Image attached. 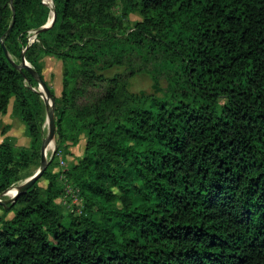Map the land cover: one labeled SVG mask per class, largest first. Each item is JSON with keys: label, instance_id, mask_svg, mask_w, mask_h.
<instances>
[{"label": "trees", "instance_id": "1", "mask_svg": "<svg viewBox=\"0 0 264 264\" xmlns=\"http://www.w3.org/2000/svg\"><path fill=\"white\" fill-rule=\"evenodd\" d=\"M46 1L0 0V114L31 137L0 142V195L41 164L47 55L56 152L85 147L0 205V264H264V0Z\"/></svg>", "mask_w": 264, "mask_h": 264}, {"label": "rangeland", "instance_id": "2", "mask_svg": "<svg viewBox=\"0 0 264 264\" xmlns=\"http://www.w3.org/2000/svg\"><path fill=\"white\" fill-rule=\"evenodd\" d=\"M133 20L138 18L137 15L133 14L131 17ZM110 69V68H109ZM118 69H114L111 71L112 73L115 72ZM43 72L44 77L47 81V83L54 88L57 95L61 93L62 89V62L58 60L57 58L53 57H45L43 59ZM166 84V82H163ZM41 85L38 86V88ZM130 87L133 91H153L154 90V80L149 74L146 73H139L135 77L131 79ZM41 90V93L45 94V91L43 88H39ZM49 126L48 124L45 126V137L48 135ZM44 137V138H45ZM4 139H9L16 145H26L29 144L31 141V137L28 135L26 130V124L23 120L22 116L20 115V112H16L15 108V98L13 97L9 106V109L6 113L0 114V142ZM54 142V143H53ZM51 148L47 151V160L51 161V158L56 153V159L54 161V169H65L71 165V163L75 162L76 159L83 154L84 147H85V139L82 138L80 142L76 145H70L69 151L63 150V153H57V142L56 137L55 139L50 143ZM55 145V146H54ZM48 163V165H49ZM41 165V164H40ZM40 165L33 164L30 168L31 172H35L40 168ZM43 183L46 182V180H42ZM22 183V180L18 183L14 184L13 189L11 192L3 196L2 198H8L9 196H12L15 193L16 186L20 185ZM10 187V188H11ZM71 187H67V189H70ZM76 206H80L81 202L77 198L73 201ZM1 205V204H0ZM4 206V205H3ZM4 207L0 206V214H3ZM13 212L9 213V217L13 216Z\"/></svg>", "mask_w": 264, "mask_h": 264}, {"label": "water", "instance_id": "3", "mask_svg": "<svg viewBox=\"0 0 264 264\" xmlns=\"http://www.w3.org/2000/svg\"><path fill=\"white\" fill-rule=\"evenodd\" d=\"M44 2H47L44 0ZM48 3V2H47ZM56 18V12L55 10L52 11V16L49 18L47 23L43 26V28L50 27ZM12 26L10 27L11 31ZM6 49V47H5ZM21 67L27 68L29 71H31L34 75H37V72L32 67V65L27 61L25 58L23 59L22 63L19 64ZM39 85H41L39 88H43L45 91V94L42 93V97L44 98L46 109H47V124L49 126L48 135L43 139L42 146H41V165L38 170H36L32 175L28 176L22 183L18 186H16L15 193L12 196H9L8 198H2L0 195V204L6 205L8 202H14L18 196L24 192H26L44 173L46 170L49 161L47 160V147L49 144L55 139L56 134V118H55V98L51 94V90L49 86L47 85L44 78H39ZM41 91V90H39ZM7 189L3 194L8 195Z\"/></svg>", "mask_w": 264, "mask_h": 264}, {"label": "built area", "instance_id": "4", "mask_svg": "<svg viewBox=\"0 0 264 264\" xmlns=\"http://www.w3.org/2000/svg\"><path fill=\"white\" fill-rule=\"evenodd\" d=\"M36 32H37V30H35V29H33V30L30 31V33H31L30 41H31V42L35 40ZM69 187H70V186H69ZM72 191H73L72 188L67 189V192H68V193H70V192H72ZM66 198H67V197H63V198H61V200H64V201L66 202ZM75 198L77 199V197H75ZM75 198H74V200H75Z\"/></svg>", "mask_w": 264, "mask_h": 264}, {"label": "bare ground", "instance_id": "5", "mask_svg": "<svg viewBox=\"0 0 264 264\" xmlns=\"http://www.w3.org/2000/svg\"><path fill=\"white\" fill-rule=\"evenodd\" d=\"M51 16H52V15H51ZM53 143H54V142H53ZM54 146H55V145H54ZM50 148H51V144H49V146L47 147V151H48ZM12 189H13V187L8 191V193L11 192Z\"/></svg>", "mask_w": 264, "mask_h": 264}, {"label": "crops", "instance_id": "6", "mask_svg": "<svg viewBox=\"0 0 264 264\" xmlns=\"http://www.w3.org/2000/svg\"><path fill=\"white\" fill-rule=\"evenodd\" d=\"M45 57H50V58H53L54 56H52V55H47V56H45ZM45 57H43V59L45 58ZM56 58V57H55ZM45 78V77H44ZM62 90V89H61Z\"/></svg>", "mask_w": 264, "mask_h": 264}]
</instances>
